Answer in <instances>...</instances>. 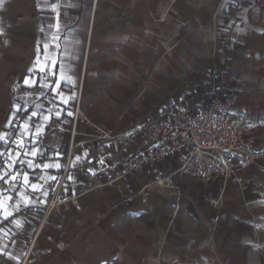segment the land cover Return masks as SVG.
<instances>
[{"label": "crops", "instance_id": "crops-1", "mask_svg": "<svg viewBox=\"0 0 264 264\" xmlns=\"http://www.w3.org/2000/svg\"><path fill=\"white\" fill-rule=\"evenodd\" d=\"M211 75L239 87L257 165L208 185L182 178L177 190L91 189L144 152L137 121L199 101ZM78 102L90 124L71 135ZM0 135V264H264V9L254 0H96L94 11L93 0H0ZM175 166H147L132 189ZM51 197L60 203L44 214Z\"/></svg>", "mask_w": 264, "mask_h": 264}, {"label": "built area", "instance_id": "built-area-1", "mask_svg": "<svg viewBox=\"0 0 264 264\" xmlns=\"http://www.w3.org/2000/svg\"><path fill=\"white\" fill-rule=\"evenodd\" d=\"M96 0H93V11ZM216 75H211L208 87L202 91L201 99L182 109L158 110L153 116L137 121L134 131L141 132L146 139L144 152L136 153L120 163L118 172L107 176L103 182L91 189L111 186L121 181L130 194H146L150 188L157 191L177 190L182 178L199 181L204 185L215 179L227 180L239 169L257 165L261 153L252 132V122L245 114L243 105L236 106L239 87L227 81L226 87L218 86ZM73 129L79 122L90 124L76 104L73 115ZM99 138H109L106 129L95 126ZM73 148L70 139L68 157ZM174 161L176 166L169 173L157 174L153 180L138 191L131 187L130 177L158 161ZM68 168V161L64 171ZM76 210L80 205L75 197L69 199ZM219 207L218 199L209 201ZM60 202L51 197L44 214Z\"/></svg>", "mask_w": 264, "mask_h": 264}, {"label": "snow or ice", "instance_id": "snow-or-ice-1", "mask_svg": "<svg viewBox=\"0 0 264 264\" xmlns=\"http://www.w3.org/2000/svg\"><path fill=\"white\" fill-rule=\"evenodd\" d=\"M52 7H53V9L55 10L56 6L53 5ZM27 83H28V80L26 79V80H25V84H27ZM35 114H36V113H33V115H35ZM69 115H71V113H69ZM38 131H39V130H38ZM4 140H5L4 135H0V141H4ZM32 154L35 155V152H33ZM29 163H30V162H29ZM45 167H47V165H45ZM11 179L14 181V180L16 179V177H15V176H12ZM24 180H25V183H27V181H28V177H27L26 174H25ZM32 187H33V189H35V188H36V185H32Z\"/></svg>", "mask_w": 264, "mask_h": 264}, {"label": "rangeland", "instance_id": "rangeland-1", "mask_svg": "<svg viewBox=\"0 0 264 264\" xmlns=\"http://www.w3.org/2000/svg\"><path fill=\"white\" fill-rule=\"evenodd\" d=\"M255 1V3L259 6V7H261L262 9H264V0H254ZM190 89H193L194 88V85L193 84H191L190 85V87H189ZM199 89H201V91H204V89H205V87L203 88H197V90H199ZM178 241H179V239H176L175 240V242L176 243H178Z\"/></svg>", "mask_w": 264, "mask_h": 264}]
</instances>
